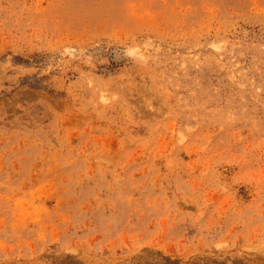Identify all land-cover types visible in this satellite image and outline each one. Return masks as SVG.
Masks as SVG:
<instances>
[{"label": "rangeland", "instance_id": "374dc122", "mask_svg": "<svg viewBox=\"0 0 264 264\" xmlns=\"http://www.w3.org/2000/svg\"><path fill=\"white\" fill-rule=\"evenodd\" d=\"M0 264H264V0H0Z\"/></svg>", "mask_w": 264, "mask_h": 264}]
</instances>
